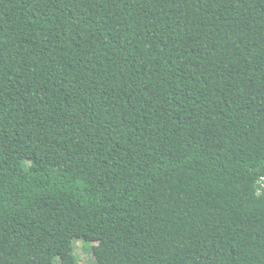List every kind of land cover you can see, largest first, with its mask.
I'll return each instance as SVG.
<instances>
[{
	"label": "trees",
	"instance_id": "obj_1",
	"mask_svg": "<svg viewBox=\"0 0 264 264\" xmlns=\"http://www.w3.org/2000/svg\"><path fill=\"white\" fill-rule=\"evenodd\" d=\"M264 264V0H0V264Z\"/></svg>",
	"mask_w": 264,
	"mask_h": 264
},
{
	"label": "rangeland",
	"instance_id": "obj_2",
	"mask_svg": "<svg viewBox=\"0 0 264 264\" xmlns=\"http://www.w3.org/2000/svg\"><path fill=\"white\" fill-rule=\"evenodd\" d=\"M75 254L81 264H95L91 246H83L80 239L75 240Z\"/></svg>",
	"mask_w": 264,
	"mask_h": 264
}]
</instances>
